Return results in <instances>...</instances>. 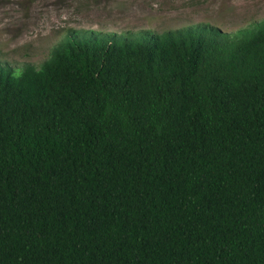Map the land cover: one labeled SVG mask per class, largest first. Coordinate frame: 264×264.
Segmentation results:
<instances>
[{"label":"trees","instance_id":"trees-1","mask_svg":"<svg viewBox=\"0 0 264 264\" xmlns=\"http://www.w3.org/2000/svg\"><path fill=\"white\" fill-rule=\"evenodd\" d=\"M0 264H264V19L0 63Z\"/></svg>","mask_w":264,"mask_h":264},{"label":"rangeland","instance_id":"rangeland-1","mask_svg":"<svg viewBox=\"0 0 264 264\" xmlns=\"http://www.w3.org/2000/svg\"><path fill=\"white\" fill-rule=\"evenodd\" d=\"M264 19V0H0V63L39 66L70 28L123 33L188 24L233 35Z\"/></svg>","mask_w":264,"mask_h":264}]
</instances>
